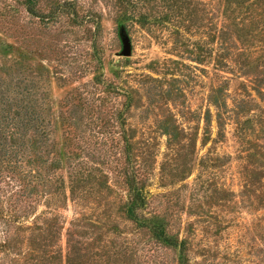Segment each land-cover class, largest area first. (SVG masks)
I'll return each instance as SVG.
<instances>
[{"label": "rangeland", "instance_id": "rangeland-1", "mask_svg": "<svg viewBox=\"0 0 264 264\" xmlns=\"http://www.w3.org/2000/svg\"><path fill=\"white\" fill-rule=\"evenodd\" d=\"M22 2L0 0V121L38 142L21 169L0 138V264H264V0H180L164 28L123 0ZM129 172L181 250L126 219Z\"/></svg>", "mask_w": 264, "mask_h": 264}, {"label": "trees", "instance_id": "trees-1", "mask_svg": "<svg viewBox=\"0 0 264 264\" xmlns=\"http://www.w3.org/2000/svg\"><path fill=\"white\" fill-rule=\"evenodd\" d=\"M124 2H128V4L132 7L133 6V11L130 12V15L134 18L137 19L138 21L143 22L144 24L150 23L152 21V24H158L161 26V28H164L165 25H168V22L170 19L175 18V19H181L182 18V13L177 12L174 13V9H179L181 6L180 0H123ZM184 1V0H181ZM156 3V7H147V11H150L151 13L148 12H142L139 11V9L135 10L136 6L141 5L142 9L143 5L146 6V4L150 3ZM25 11L35 17L42 18L43 15H38V12L35 10L36 8V0H23L22 2ZM143 4V5H142ZM154 8H158L160 12L157 14L153 12V10H157ZM175 14V15H174ZM56 12L53 11L51 17L55 16ZM136 17V18H135ZM179 17V18H178ZM48 18V16H47ZM188 23L187 20L183 21L184 23ZM174 26V25H173ZM21 98H23L22 94ZM6 99L9 101L11 99L17 100L15 97L10 98L9 96H5ZM28 100H30V97H28ZM20 102H25V100H17ZM28 109H30L28 107ZM31 110V122L28 123V126L32 128L31 131L35 132V129L40 126L42 127L40 122H36L34 118V110ZM20 115L18 113L13 114V118L6 117L5 119L0 121V138H2L4 144V156L7 159V162L12 161L13 159L17 160L14 162L15 165L19 166L22 165L21 169L23 168L24 165H28L31 167V162H32V151L34 148V145L37 144V139L36 137H32L30 142H29V147L30 150L27 152H19L18 149L16 148V145L14 143V140L16 138L17 132L15 130L19 129V119ZM30 119V118H29ZM27 120V122L29 121ZM26 123V122H25ZM24 129L26 127V124H23ZM30 129V128H29ZM39 132V131H38ZM36 135V133H35ZM131 143L127 140L125 142V148H124V153H126V159L125 162L127 165H131L134 160L132 159V154H131ZM31 153V155H28ZM21 158V160H18ZM32 158V159H31ZM11 163V162H10ZM12 165V164H9ZM14 169V168H13ZM33 171V170H32ZM21 172H18V174ZM127 187H128V192H127V201L124 204L123 208V213L126 216V219L130 222H132L139 230H146L148 231L151 236L156 239V241L162 245L163 247L166 248H179L181 250V246H184V241H179L178 237L175 236L174 234H171L167 228V224L164 222H158L155 218L149 220L148 217H146L143 212L146 211L147 205H148V196L149 192L147 189V186H145L143 183H140L138 181V178H136V174L134 172H129L127 173ZM25 178L27 177L26 173H21L20 174V179L22 177ZM24 181V180H22ZM182 253V258L179 264H188L185 261L184 257V252L181 251Z\"/></svg>", "mask_w": 264, "mask_h": 264}, {"label": "water", "instance_id": "water-1", "mask_svg": "<svg viewBox=\"0 0 264 264\" xmlns=\"http://www.w3.org/2000/svg\"><path fill=\"white\" fill-rule=\"evenodd\" d=\"M123 56L128 57L129 56V47L128 44L125 45V48L123 50Z\"/></svg>", "mask_w": 264, "mask_h": 264}]
</instances>
